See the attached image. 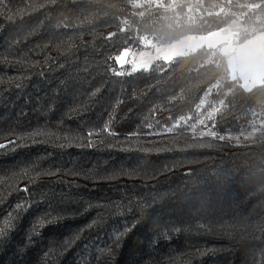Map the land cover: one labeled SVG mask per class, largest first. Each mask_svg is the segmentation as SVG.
<instances>
[{
	"label": "trees",
	"instance_id": "16d2710c",
	"mask_svg": "<svg viewBox=\"0 0 264 264\" xmlns=\"http://www.w3.org/2000/svg\"><path fill=\"white\" fill-rule=\"evenodd\" d=\"M138 1L0 0V264H264V83L243 89L218 48L112 59L233 21L242 42L264 0ZM209 90L220 138L192 129Z\"/></svg>",
	"mask_w": 264,
	"mask_h": 264
},
{
	"label": "rangeland",
	"instance_id": "374dc122",
	"mask_svg": "<svg viewBox=\"0 0 264 264\" xmlns=\"http://www.w3.org/2000/svg\"><path fill=\"white\" fill-rule=\"evenodd\" d=\"M137 5L140 8L148 9V8H156V7H163L166 8V5L163 4V0H140L138 1ZM169 7V6H167ZM240 23L238 21H233L229 23L228 25L220 28L221 32L226 35L227 37H231L230 39H235V36L239 34L240 31ZM217 30V31H219ZM216 34V33H215ZM218 34V33H217ZM221 35V34H220ZM195 41V40H193ZM192 40H186V41H177L170 44H155V43H147L148 48H142L141 50H135V49H124L117 57V62L119 65L124 67H129V69H139L147 67L152 61L156 59H163L168 60L176 55H182L189 53L191 51H194L198 47L202 45L201 41H195L193 43ZM235 42V41H234ZM207 47V46H204ZM217 49V48H216ZM218 56V53H214L210 56V63ZM227 59V67L229 65V56H226ZM213 64V63H211ZM231 72V71H230ZM262 105V104H260ZM263 107L259 106L258 108L253 109L249 113V125L254 124L256 122H260L258 120L260 117H262V112H264V104ZM221 109H223V115L227 112L226 105L216 97H214L209 90L202 100L198 103L196 107V111H198L197 115L199 116V121L196 120L195 124L193 125V133L199 136H210L214 138H220L221 132H219V129L215 127L214 121H211L209 119V116L213 114V116H216V118H220L223 115H221ZM255 114V116H254ZM250 117H253L252 119ZM264 121V120H262ZM261 121V122H262ZM201 126L200 128H198ZM258 128L257 126H253L252 129H248L247 131H243L240 133H232L228 134L226 137L235 143H242V142H248L252 139V134L255 132L254 130ZM205 129V130H204ZM204 130V132H203ZM209 133H213V135H209Z\"/></svg>",
	"mask_w": 264,
	"mask_h": 264
},
{
	"label": "crops",
	"instance_id": "0c3cea01",
	"mask_svg": "<svg viewBox=\"0 0 264 264\" xmlns=\"http://www.w3.org/2000/svg\"><path fill=\"white\" fill-rule=\"evenodd\" d=\"M230 38L224 35L221 30H219L205 35L186 37L184 39H181L180 41H201L202 45L200 47L207 46L211 48H218V51L215 53H223L226 56H229V75L230 77L238 78L243 89L249 90L254 86L263 84L264 32H257L239 43L234 42L233 39ZM195 41H193V43H195ZM211 61V63L213 64L216 63L215 58ZM223 111L224 110L221 109V115L224 114ZM209 119L211 121H214L218 118H216V116H213L212 114L211 116H209ZM197 120L199 121L198 115ZM200 127L201 126H199L198 128Z\"/></svg>",
	"mask_w": 264,
	"mask_h": 264
},
{
	"label": "snow or ice",
	"instance_id": "6c2138e0",
	"mask_svg": "<svg viewBox=\"0 0 264 264\" xmlns=\"http://www.w3.org/2000/svg\"><path fill=\"white\" fill-rule=\"evenodd\" d=\"M49 2L55 4V3H56V0H49ZM65 26H66V25H65ZM112 35H113V34L109 33L108 36L106 37V39H111ZM112 59L117 60V59H119V58H118V57H113ZM115 74H116V75H124V73H121V72H117V73H115ZM17 86H19V85H17ZM97 91H99V89H97ZM93 95H95V93H93ZM181 119H183V118H181ZM169 130H170V129H169ZM92 134H93V133H89V135H92ZM209 135H213V133H209ZM221 139H223V138H221ZM15 143H16V141H13V140H9L7 143H0V150L6 149V148H8L9 146H11V145H13V144H15ZM21 191L28 192L29 189H28V187H24L23 189H21ZM16 207L19 209V208L22 207V205H19V204H18ZM95 223H96V222L93 221L92 224H89V225H88V227L91 228ZM78 238H79V237H77V239H78Z\"/></svg>",
	"mask_w": 264,
	"mask_h": 264
}]
</instances>
